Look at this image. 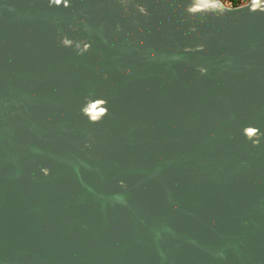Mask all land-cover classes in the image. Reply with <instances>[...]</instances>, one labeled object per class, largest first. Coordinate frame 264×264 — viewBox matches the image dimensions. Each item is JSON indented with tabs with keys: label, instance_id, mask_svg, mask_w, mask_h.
<instances>
[{
	"label": "water",
	"instance_id": "1",
	"mask_svg": "<svg viewBox=\"0 0 264 264\" xmlns=\"http://www.w3.org/2000/svg\"><path fill=\"white\" fill-rule=\"evenodd\" d=\"M0 264H264V0H0Z\"/></svg>",
	"mask_w": 264,
	"mask_h": 264
},
{
	"label": "rangeland",
	"instance_id": "2",
	"mask_svg": "<svg viewBox=\"0 0 264 264\" xmlns=\"http://www.w3.org/2000/svg\"><path fill=\"white\" fill-rule=\"evenodd\" d=\"M224 1V3H226V4H228V5H233V3H242V2H244L245 0H223ZM234 4V5H235Z\"/></svg>",
	"mask_w": 264,
	"mask_h": 264
},
{
	"label": "trees",
	"instance_id": "3",
	"mask_svg": "<svg viewBox=\"0 0 264 264\" xmlns=\"http://www.w3.org/2000/svg\"><path fill=\"white\" fill-rule=\"evenodd\" d=\"M245 1H246V0H245ZM245 1H244V2H245ZM242 3H243V2H242ZM234 4H235V3H233V5H234ZM236 4H240V3L237 2ZM236 4H235V5H236Z\"/></svg>",
	"mask_w": 264,
	"mask_h": 264
}]
</instances>
